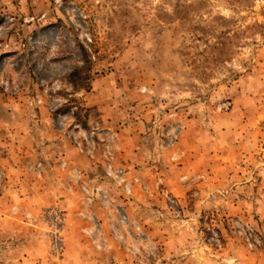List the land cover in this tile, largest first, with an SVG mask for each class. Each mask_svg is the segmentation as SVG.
<instances>
[{"label":"rangeland","instance_id":"1","mask_svg":"<svg viewBox=\"0 0 264 264\" xmlns=\"http://www.w3.org/2000/svg\"><path fill=\"white\" fill-rule=\"evenodd\" d=\"M0 264H264V0H0Z\"/></svg>","mask_w":264,"mask_h":264}]
</instances>
